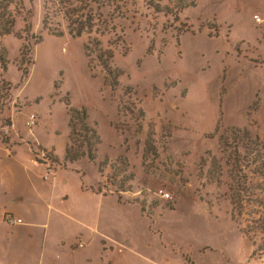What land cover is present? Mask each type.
Listing matches in <instances>:
<instances>
[{
  "label": "rangeland",
  "instance_id": "374dc122",
  "mask_svg": "<svg viewBox=\"0 0 264 264\" xmlns=\"http://www.w3.org/2000/svg\"><path fill=\"white\" fill-rule=\"evenodd\" d=\"M188 1L193 3L175 19L156 16L142 0H123L126 17L113 22L109 37L123 33L126 42L114 50L112 65L119 72L111 76L88 64L85 36L44 29L43 0H22L23 13L1 40L7 62L0 63V86L9 83L11 91L0 118L11 119L15 127L8 142L0 136V200H12V191L21 195L26 185L23 200H38L35 189L45 191L43 200H52L53 184L57 195H68L71 202L73 193L75 200H113L106 211L101 205L107 215L121 216L110 224L116 231L111 234L123 235L125 243L149 258L160 260L164 250L174 247L181 249L180 257L213 255L222 261L238 250L240 264H247L242 250L251 257L249 240L239 235L224 205L207 202L208 192H214L207 170L222 129L246 127L264 142V0ZM26 22L38 42L26 36ZM27 38L33 62L23 77L16 60ZM127 99L142 109V117L130 120L132 114L121 107ZM70 108L85 109L97 134L95 161L65 157ZM150 127L158 148L154 158L143 154ZM45 153L57 162L44 158ZM105 157L128 161L122 171L126 191L117 193L107 182L110 166L100 172L98 163ZM47 164L52 171L45 180ZM160 189L172 198L160 197ZM24 203L7 212L6 219L26 222ZM1 211L0 232L9 234L21 225L3 221ZM60 220L72 229L69 221Z\"/></svg>",
  "mask_w": 264,
  "mask_h": 264
},
{
  "label": "trees",
  "instance_id": "16d2710c",
  "mask_svg": "<svg viewBox=\"0 0 264 264\" xmlns=\"http://www.w3.org/2000/svg\"><path fill=\"white\" fill-rule=\"evenodd\" d=\"M142 1L156 16L162 14L167 17L171 14L175 19L178 18V11L185 5L193 3L188 0ZM122 2L123 0H43L42 25L44 29L55 35L63 34L65 30L72 37L85 36L83 48L88 64L114 76L112 71L116 74L119 72L112 65L114 50H117L119 43L126 41L123 33L114 37L109 35L114 26L113 22H120L126 17V3ZM23 9L22 0H0V63L2 66L7 62V53L1 40L5 34L13 32L15 19L23 13L21 11ZM24 19L26 21L27 15ZM24 27L26 36H30L33 42H38V37L29 33L28 22L24 24ZM14 34L22 37L19 32ZM106 36L109 38L106 39V43H103V38ZM32 62V43L27 38L21 42L16 60V65L23 77L28 75ZM10 91L9 83H3L0 86V112L2 105L10 97ZM121 107L127 110L129 115L132 114L129 116L130 120H134L133 117L137 115L143 116L142 109L130 99L122 101ZM69 112L66 159L75 160L87 156L95 161L98 137L95 130L87 123L85 109L70 108ZM138 129H140L139 126ZM149 129L143 154L154 158L157 156L158 148L150 136L152 135L151 127ZM0 136L3 142H7L5 136ZM43 157L57 162V158L52 153H45ZM98 164L100 172L110 166L107 182L115 188L117 193L126 191L128 185L124 184L126 175L122 171L128 169V161L117 159L112 162L105 157ZM207 177L208 182H211L209 188L214 189V192H208L207 202L214 203L219 208L224 205L225 213L230 215L237 230L249 240L252 256L264 255V142L246 127L231 126L222 129L218 138L217 152L210 159ZM152 203L154 204V201ZM257 232L260 233L257 234ZM258 235L261 236L257 241Z\"/></svg>",
  "mask_w": 264,
  "mask_h": 264
},
{
  "label": "crops",
  "instance_id": "0c3cea01",
  "mask_svg": "<svg viewBox=\"0 0 264 264\" xmlns=\"http://www.w3.org/2000/svg\"><path fill=\"white\" fill-rule=\"evenodd\" d=\"M5 137L8 142V136ZM51 171L52 167L49 164L46 168L47 178L43 179L47 180ZM27 187L28 185L18 196L14 194L15 191H12L10 193L12 200H0L3 221L10 222L6 219L7 212L15 211L23 201L25 203L22 207V214H28V219L24 223L23 221L10 222L13 225L19 223L21 225L16 226L9 234L8 231L0 232L2 235L0 264H240L238 250L230 253V256L224 257L222 261L214 258L213 255L198 259H195L192 254L180 257L181 249L174 250V247L173 249L169 248L168 251L164 250L160 260L153 256L149 258L143 251L139 252L137 247L125 243L123 235L111 234L116 231H112L109 227L110 224L113 226L120 221L121 217L116 214L115 218L105 212L106 203L110 202L113 205V200H75L76 194L73 193L71 202L68 200V195L63 193L57 195L53 184H51L48 194L52 200L42 199L45 196V191L42 189L34 190L38 200H23L22 195ZM47 189L46 187L44 190ZM85 194L87 193L85 192ZM85 197L83 196V199ZM103 203L105 211H102L101 208ZM43 206H46L48 212ZM60 218L69 221L72 224V229L68 230L67 222ZM239 235L241 234L239 233ZM71 238H77L78 241L74 244H70L71 240L64 241V239ZM242 255L243 258H246L247 264H255L251 260L254 257L252 256V246L251 257H248L246 249L242 250ZM254 258L259 264H264V255Z\"/></svg>",
  "mask_w": 264,
  "mask_h": 264
},
{
  "label": "built area",
  "instance_id": "2783aa9c",
  "mask_svg": "<svg viewBox=\"0 0 264 264\" xmlns=\"http://www.w3.org/2000/svg\"><path fill=\"white\" fill-rule=\"evenodd\" d=\"M254 19L256 22H261V18L258 16H255ZM33 119H34V115L32 114L30 116V120H28L26 122V125H30V123L32 122ZM14 127H15V125L11 119L0 118V135L7 136L9 134L10 130H12ZM43 178H47L46 174L43 176ZM158 195L164 199H171V197H172L168 191H163L161 189L158 191ZM8 220L10 222L19 221V219H14V218H10Z\"/></svg>",
  "mask_w": 264,
  "mask_h": 264
}]
</instances>
